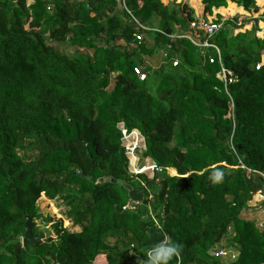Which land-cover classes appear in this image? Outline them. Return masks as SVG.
Masks as SVG:
<instances>
[{
    "label": "trees",
    "instance_id": "trees-1",
    "mask_svg": "<svg viewBox=\"0 0 264 264\" xmlns=\"http://www.w3.org/2000/svg\"><path fill=\"white\" fill-rule=\"evenodd\" d=\"M188 1L0 0V264H93L98 255L106 264L140 262L165 236L183 246L179 264H223L210 253L229 231L230 264H264V229L241 218L264 192V37L251 29L228 39L221 28L209 40L220 63L213 49L196 48L195 57L176 38L199 40L200 22L228 1L258 8L200 0L198 14ZM144 35L154 48L137 40ZM63 43L93 54L67 56L55 47ZM159 45L165 60L147 65L141 54L150 59ZM221 66L231 74L226 86ZM121 126L139 132L162 173L136 180L128 172ZM216 170L219 183L210 179ZM105 178L141 190L142 203ZM42 194L60 199L79 230L54 222L49 238L22 246L25 216L52 223L35 206Z\"/></svg>",
    "mask_w": 264,
    "mask_h": 264
},
{
    "label": "rangeland",
    "instance_id": "rangeland-1",
    "mask_svg": "<svg viewBox=\"0 0 264 264\" xmlns=\"http://www.w3.org/2000/svg\"><path fill=\"white\" fill-rule=\"evenodd\" d=\"M34 1L35 0H26V6L33 5ZM188 2L191 5V7L195 10V12L199 11V13H200V6H201L200 0H189ZM255 4L258 8V12L244 11L242 9V7L238 6L235 3L228 1L225 8H220L217 11H214L212 13V16H209V17L207 16V18L205 20L206 21H212L213 18L217 19L216 15L219 16L220 17L219 22H220V24H222V28H223L222 30H225V32L227 31L226 33H227L228 39L237 36V34L240 35L242 33L249 32L251 29L257 30V32L255 33L257 38H263L264 37V0H255ZM231 5L234 8V10L232 12H229L227 14L222 13V11L229 9ZM227 22H229V24H226ZM99 38H101L103 40L104 37L102 36ZM44 41H46L48 43L51 42V40L49 39L48 33H45ZM140 41L145 45V47L147 49L150 50V49L154 48V42H153V39L151 37L144 35L141 37ZM118 44H122V42H118ZM55 47L62 54H65L67 56L79 55V56L85 57V55L91 56L93 54L92 50L73 48L67 43L56 44ZM128 48H131V47L128 46ZM154 50H153L154 51L153 54H151L152 56L150 57V59L146 55L141 54V58L145 60V63L147 65L149 63H151L152 66H155V65L157 66V65H159L160 62L165 60L164 54H166V52H167L166 46L159 45L158 47L156 46ZM193 51H194L193 53L195 54V57H197L196 54L200 55L197 52L198 50L196 48H193ZM173 60L177 62L176 67H179L181 64L180 57L177 56L176 59H173ZM184 74H186L185 71H184ZM112 76H114V75H111V77ZM111 87H112V81H111L109 88H111ZM18 154L20 156L21 153L19 152ZM148 162L153 163V162H151V160L149 158H147L145 156H141L139 158V161H137V163L133 162V166L135 165L137 167H141L142 165L148 164ZM222 165H224V164H222ZM230 168L234 169L235 167H230ZM130 170H132L131 167H130ZM168 171L169 170L167 169L166 175L171 177L172 175H170ZM246 173H248V171H246ZM144 174L149 175V177L151 176L150 172H145ZM247 175H249V174H247ZM174 176H176V175H174ZM262 194H264V192ZM149 198H152V195H150ZM253 199L254 198H252V200ZM256 199H258V198H256ZM149 201H150V204L153 203V199H149ZM252 203L253 204L255 203L254 200H253V202L248 203V207H250L251 210L247 209V210H243L241 212V218L243 217V218L248 219V220H253V221H255V224H258V223L263 224L262 227H259V226L257 227L259 230H262V229H264V212L261 210V208H256L255 205H254V207H255L254 208ZM35 206H36L37 210L40 212V215L42 216L43 220H45V219L52 220V223H46V222H43L42 220H35L36 227L33 230L35 233L41 231L43 234V233H46L47 231H50L51 230L50 228H52V224L54 222L57 223L58 221H61L62 229H66V230H69L71 232L76 231V228L72 226V224L69 220H67V217H66L67 208H66L65 204L60 199H56V200L51 201V202H48L45 199L41 203L40 206L37 204V202H36ZM51 206L56 209V212H57L56 214H53V212H51V210H50L52 208ZM257 207H258V205H257ZM127 208H131V204H128ZM64 223H65V226H64ZM232 236H233L232 232L229 231L227 233V235L224 237V239L222 240V242L219 243L212 250V252L210 253V256H212L214 258H218L217 253L220 250V248H224V250L230 249L229 251L227 250L229 252V255L227 257H225V259H220V261L223 264H230L231 262H233L236 258V251H234L232 248H230V246H231L230 241L232 239ZM20 240H21V238H20ZM236 248L238 249V247H236ZM102 260L104 262V260H105L104 255H102ZM128 264H140V262L138 259H135L133 261L128 262Z\"/></svg>",
    "mask_w": 264,
    "mask_h": 264
},
{
    "label": "built area",
    "instance_id": "built-area-1",
    "mask_svg": "<svg viewBox=\"0 0 264 264\" xmlns=\"http://www.w3.org/2000/svg\"><path fill=\"white\" fill-rule=\"evenodd\" d=\"M120 2H123V0H120ZM200 27L202 28V35L199 40L192 38L191 36H177L176 38H183L188 40L195 48L200 49L202 53L205 52L206 49H213L218 57V62L220 63V51L217 48L216 45L210 43V38L213 37L218 30L222 28V24L220 23H214L211 21H201L200 22ZM143 31H147V28L143 26H139ZM142 36L137 37V40L140 41ZM213 59L209 58V63H212ZM172 66H177V62L173 61ZM134 75L138 78L139 81H144L146 79V73L140 68V67H135L134 70ZM219 79L222 81L224 86L227 85V83H231V74L227 72L222 66L220 73L218 74ZM229 117L232 121H234V114L231 111L229 114ZM121 131V137H122V142L123 146L128 158V172L135 176V179L138 180V177L140 175H143L145 172H150L151 176L147 175V178L151 179L154 174L156 173H162L164 169L162 167H158L154 163H149L146 165H142L141 167L133 166V162L137 163L139 161V158L141 156H144V151H145V146L143 144V138L139 134L137 130H132V131H127L123 126L120 127ZM232 148V146H231ZM130 167L132 170H130ZM244 168L243 166H241ZM167 169H165L166 172ZM249 174L250 170H247ZM263 179L264 175L262 173H258ZM141 185H143L141 183ZM254 197L258 198V201L260 199H263V194H257ZM253 197V198H254ZM262 227L263 224L259 223L257 227ZM218 256L220 257H227L229 255V252H226L224 249H220L217 253ZM58 264V263H57Z\"/></svg>",
    "mask_w": 264,
    "mask_h": 264
},
{
    "label": "clouds",
    "instance_id": "clouds-1",
    "mask_svg": "<svg viewBox=\"0 0 264 264\" xmlns=\"http://www.w3.org/2000/svg\"><path fill=\"white\" fill-rule=\"evenodd\" d=\"M210 179L214 183H219L223 179V173L216 170L211 174ZM183 246L174 241L172 238L165 236L164 238L153 242L145 251L144 258L140 264H170L175 258L179 264Z\"/></svg>",
    "mask_w": 264,
    "mask_h": 264
},
{
    "label": "water",
    "instance_id": "water-1",
    "mask_svg": "<svg viewBox=\"0 0 264 264\" xmlns=\"http://www.w3.org/2000/svg\"><path fill=\"white\" fill-rule=\"evenodd\" d=\"M105 182H111L112 184H117L127 190V196L130 202L135 204H140L143 201V192L141 190L133 189L128 184H125L122 181L114 180L105 178ZM24 232L23 237L21 239V245L22 246H35L38 242L48 238L51 235L50 231H47L46 233L40 234V235H33L32 231L36 227L35 221L28 217H24Z\"/></svg>",
    "mask_w": 264,
    "mask_h": 264
},
{
    "label": "crops",
    "instance_id": "crops-1",
    "mask_svg": "<svg viewBox=\"0 0 264 264\" xmlns=\"http://www.w3.org/2000/svg\"><path fill=\"white\" fill-rule=\"evenodd\" d=\"M197 13H198V11H197ZM199 14V13H198ZM42 196L44 197V195L42 194ZM257 197H254V204L252 203V205H253V207H254V205H255V207L256 208H261V210L264 212V194H263V199H260L259 201H258V199H256ZM44 199H46L45 197H44ZM47 200V199H46ZM253 200L251 201V202H253ZM48 202H51V201H49V200H47ZM257 205H258V207H257ZM254 207V208H255ZM253 209V208H252ZM248 210H251V208L249 207V209ZM248 220V219H247ZM259 224V223H258ZM258 224H256V227H257V225ZM76 228V231H78L79 229L77 228V227H75ZM106 261L104 260V262H103V260H102V255H98V256H96L95 257V259H94V261H93V264H106L105 263Z\"/></svg>",
    "mask_w": 264,
    "mask_h": 264
}]
</instances>
